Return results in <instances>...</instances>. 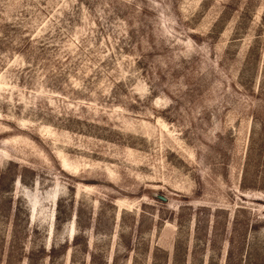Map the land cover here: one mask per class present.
<instances>
[{"label": "rangeland", "instance_id": "1", "mask_svg": "<svg viewBox=\"0 0 264 264\" xmlns=\"http://www.w3.org/2000/svg\"><path fill=\"white\" fill-rule=\"evenodd\" d=\"M0 264H264V0H0Z\"/></svg>", "mask_w": 264, "mask_h": 264}]
</instances>
